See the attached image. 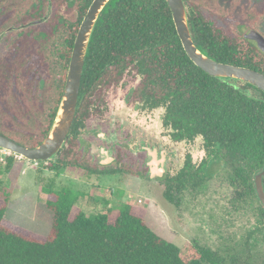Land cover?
<instances>
[{
  "label": "trees",
  "instance_id": "obj_1",
  "mask_svg": "<svg viewBox=\"0 0 264 264\" xmlns=\"http://www.w3.org/2000/svg\"><path fill=\"white\" fill-rule=\"evenodd\" d=\"M12 1V0H10ZM225 2V1H223ZM229 5V6H227ZM222 7L196 2L187 15L192 40L209 59L264 75V55L242 37L241 29H257L264 18V0L248 6L232 0ZM204 7L223 26L200 15ZM12 8V7H11ZM16 16H0V32ZM19 18V17H18ZM83 17L68 23L51 17L31 31L26 45L39 42L38 72L18 63L0 62V134L33 148L46 137L62 96L74 40ZM215 27V28H214ZM29 33V31H28ZM127 73L139 79L131 101L142 109H163L161 127L177 143L200 137L206 157L198 166L190 159L173 177L165 176L163 198L176 209L184 192H196L210 178V161H223L233 189V207L255 211L264 227V211L254 193L253 177L264 165V94L249 84L238 86L209 76L185 54L165 0H111L93 28L84 59L73 122L63 147L48 168L79 172L83 179H99L122 170L97 172L80 159L76 140L83 121L101 113L104 93L118 87ZM259 92L260 98L245 93ZM13 155V154H12ZM13 156L0 168L10 173ZM39 164L45 162H38ZM45 206L52 214L46 236L32 233L4 218L8 194L0 179V264H251L247 240L237 250L215 251L193 241L177 247L145 224L146 210L130 202L117 209L85 215L81 199L98 201L83 192L57 187L40 178ZM107 200L103 202L107 205ZM244 205V206H242ZM261 210L260 212L258 210ZM262 232L261 229H257Z\"/></svg>",
  "mask_w": 264,
  "mask_h": 264
},
{
  "label": "rangeland",
  "instance_id": "obj_2",
  "mask_svg": "<svg viewBox=\"0 0 264 264\" xmlns=\"http://www.w3.org/2000/svg\"><path fill=\"white\" fill-rule=\"evenodd\" d=\"M259 32L264 36V19L259 25ZM229 81L244 86L240 81ZM138 82L136 75L127 73L118 87L104 94L107 110L102 118L93 117L86 122L88 138L85 141L80 139V147L88 146L98 133H104L106 138L117 135L116 149L126 156L127 162L132 163L133 156L130 157L126 146H132L139 139H147L157 151L167 154L164 165L167 176L176 175L186 158L191 160L192 165L198 166L206 157L202 139L196 137L192 141L173 142L170 130L161 127L163 109L148 111L131 101V91ZM245 93L260 98L251 89H246ZM9 156H13L14 161L10 173L5 174L2 171L4 158ZM0 159V179L9 196L4 218L34 234L46 236L51 229L52 214L45 206V182H41L40 178H53L57 187L83 192L98 201L92 204L88 198L81 199V209L87 216L106 212L107 209L115 210L123 202L144 208V221L149 229L177 247L195 241L215 251L238 250L246 241L247 233L252 232L247 240L251 264H264V227L256 221L253 210L233 207V189L226 180L229 169L223 161H210L207 183L194 193L184 192L181 206L176 209L163 198V178L148 181L143 177L114 175L87 181L79 172L64 171L55 176L44 169L39 175L38 169L48 168L51 161L39 164L3 150H0ZM105 200L107 205L103 204ZM261 228L262 232H258L257 229Z\"/></svg>",
  "mask_w": 264,
  "mask_h": 264
},
{
  "label": "flooded vegetation",
  "instance_id": "obj_3",
  "mask_svg": "<svg viewBox=\"0 0 264 264\" xmlns=\"http://www.w3.org/2000/svg\"><path fill=\"white\" fill-rule=\"evenodd\" d=\"M91 1L92 0H12V1L0 0V16H6V15L16 16L15 20L13 21L14 24L4 27L0 32V62H9L16 64L18 63V65H21L22 70L27 69L26 71L28 72H32V71L38 72L41 63V50H40L39 42L36 41V43L33 45L31 44L26 45V42L24 41L26 38L31 37L32 34L30 30L38 29L39 27H41L43 23L47 22L53 16L61 17L63 18L64 21H67L68 23L76 22L78 17L85 16L91 4ZM231 1L232 0H183L185 9L187 11V15L190 13L189 10L192 6V3L195 4L196 2H201V3L209 2L212 5L218 3V5L222 7L224 3H226L227 5ZM261 1L262 0H242V2L248 6H255L257 3H260ZM199 10H200L199 14L203 15L204 19L213 22L216 28L219 26H223L222 22L216 16H210L208 11L204 7L201 6ZM43 18H45V20H43ZM263 19L264 18H262L257 23L256 30L247 27L242 28L241 29L242 37L244 38V34L249 30L256 31L261 36H263L259 32V25L261 24V21H263ZM243 29H245L244 33H243ZM249 42L254 43V45L256 46V43L254 41H249ZM257 93L259 94V92ZM103 100H104V104L101 105L100 107L101 113L97 115H91L89 119L93 117L102 118L105 111L107 110L105 96L103 97ZM89 119L83 121L82 124L83 126L82 128H80L79 133L77 135L78 137L76 140V148L80 159H82L86 164L94 168V170L97 172L122 170V172H119L115 175L133 176L136 178L143 177L148 181L152 180L149 176V167L147 163L150 159V153L155 148L153 147V145L148 143L147 139L145 140L139 139L136 142H134L132 146L131 144L126 146L127 151L130 153V157L133 156L132 163L127 162L126 156H124L118 149H116V145L114 144L118 141L117 135L115 137L110 136V138H106L104 133H98L93 140L88 142V146L80 147L81 144L80 139L82 138L85 141V139L87 140L88 138L85 131H86V122ZM98 141H101L102 144H96V142ZM109 145H112V147ZM156 152L163 153L164 155L163 161L165 165L167 162V154H165V152L163 151L156 150ZM159 160H160V156L159 154H157V161ZM165 171L166 170L164 168V174H163L164 176H162L161 178H164L166 176ZM107 176H114V175L107 174ZM161 178H156V179H161ZM262 185L264 190V177L262 179ZM258 204L261 206L259 201ZM261 207L263 208L264 211V207L263 206ZM246 208L247 207L244 206V209ZM256 208L257 206H255V211H254L255 214L257 212ZM247 210L249 209L247 208ZM258 211L260 212L261 210L259 209Z\"/></svg>",
  "mask_w": 264,
  "mask_h": 264
},
{
  "label": "water",
  "instance_id": "obj_4",
  "mask_svg": "<svg viewBox=\"0 0 264 264\" xmlns=\"http://www.w3.org/2000/svg\"><path fill=\"white\" fill-rule=\"evenodd\" d=\"M110 1L111 0H92L78 27V32L70 55L62 96L46 137L39 145L33 148H27L0 134V150L7 151L31 162H48L55 159L58 151L64 145L65 138L74 119L84 59L93 28L102 10ZM165 2L170 9L182 48L196 67L216 79L244 82L264 93V75L260 72L216 62L209 59L198 50L191 37L187 11L183 0H165ZM43 20H45V18H43ZM244 38L249 41H254L258 50L264 54L263 36L256 31L249 30L244 34ZM157 154L160 156L159 161H157ZM163 160V153H157L155 149L152 150L150 159L147 163L151 179L161 178L163 176ZM263 177L264 166L253 177L255 195L261 206L264 207Z\"/></svg>",
  "mask_w": 264,
  "mask_h": 264
}]
</instances>
